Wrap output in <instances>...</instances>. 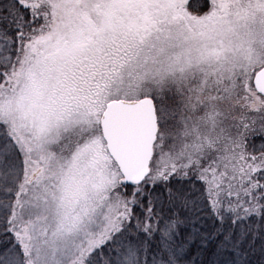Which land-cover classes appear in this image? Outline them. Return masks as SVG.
I'll return each instance as SVG.
<instances>
[{
  "label": "snow or ice",
  "instance_id": "1",
  "mask_svg": "<svg viewBox=\"0 0 264 264\" xmlns=\"http://www.w3.org/2000/svg\"><path fill=\"white\" fill-rule=\"evenodd\" d=\"M0 264H264V0H0Z\"/></svg>",
  "mask_w": 264,
  "mask_h": 264
}]
</instances>
